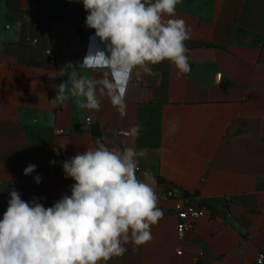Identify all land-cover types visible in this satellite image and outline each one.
Returning <instances> with one entry per match:
<instances>
[{
    "label": "crops",
    "instance_id": "1",
    "mask_svg": "<svg viewBox=\"0 0 264 264\" xmlns=\"http://www.w3.org/2000/svg\"><path fill=\"white\" fill-rule=\"evenodd\" d=\"M87 15L82 0H0V219L12 190L45 208L70 196L62 165L77 153L145 149L136 176L163 216L150 241L100 264H254L264 254V0H181L172 18L188 26L190 71L180 76L168 61L139 76L83 65L110 56ZM106 75L123 91L124 115L100 84L99 110L70 93L73 78ZM135 125L137 137L122 134ZM171 189L208 209L182 240Z\"/></svg>",
    "mask_w": 264,
    "mask_h": 264
},
{
    "label": "clouds",
    "instance_id": "2",
    "mask_svg": "<svg viewBox=\"0 0 264 264\" xmlns=\"http://www.w3.org/2000/svg\"><path fill=\"white\" fill-rule=\"evenodd\" d=\"M82 3L88 12L86 27L95 30L110 53L85 57L83 65L103 66L129 76L135 71L139 76L141 71L158 75L150 66L168 61L178 76L190 71L185 45L188 26L182 18H172L181 0ZM97 84L124 115L123 91L114 77L106 75L100 81L73 78L70 93L84 97L81 107L99 110ZM64 93L61 83L53 102L63 104ZM139 132L140 126L135 125L127 135L135 138ZM145 154V149L128 147L120 152L104 144L77 153L62 165L66 176L75 181L71 195L48 208L35 200L26 202L12 190L0 219V264H100L122 256L129 242L139 246L150 241L151 226L163 212L153 187L136 176L137 157ZM35 168L29 164L23 174L30 175Z\"/></svg>",
    "mask_w": 264,
    "mask_h": 264
},
{
    "label": "built area",
    "instance_id": "3",
    "mask_svg": "<svg viewBox=\"0 0 264 264\" xmlns=\"http://www.w3.org/2000/svg\"><path fill=\"white\" fill-rule=\"evenodd\" d=\"M51 55L52 59L55 60V55ZM122 134L129 136L126 132H122ZM165 194L176 200L174 212L178 217V238L182 240L188 232L195 228L196 222L205 216L208 209L198 196H192L174 189L167 191ZM212 216H215V213ZM178 254L181 255L182 251L179 250ZM254 264H264V254H261Z\"/></svg>",
    "mask_w": 264,
    "mask_h": 264
},
{
    "label": "trees",
    "instance_id": "4",
    "mask_svg": "<svg viewBox=\"0 0 264 264\" xmlns=\"http://www.w3.org/2000/svg\"><path fill=\"white\" fill-rule=\"evenodd\" d=\"M96 134H97V136L99 135L98 132H96ZM159 180H160V183H162V184H166L167 183L163 177H160Z\"/></svg>",
    "mask_w": 264,
    "mask_h": 264
}]
</instances>
